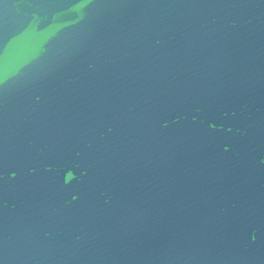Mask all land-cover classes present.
Listing matches in <instances>:
<instances>
[{"label":"water","instance_id":"water-1","mask_svg":"<svg viewBox=\"0 0 264 264\" xmlns=\"http://www.w3.org/2000/svg\"><path fill=\"white\" fill-rule=\"evenodd\" d=\"M0 264H264V0H0Z\"/></svg>","mask_w":264,"mask_h":264}]
</instances>
